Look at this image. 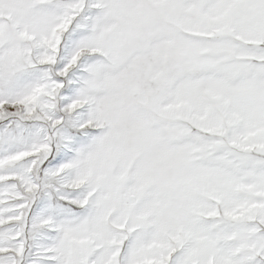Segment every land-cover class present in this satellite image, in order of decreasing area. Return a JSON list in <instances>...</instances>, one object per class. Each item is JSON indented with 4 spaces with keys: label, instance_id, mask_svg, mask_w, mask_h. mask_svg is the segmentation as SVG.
Returning a JSON list of instances; mask_svg holds the SVG:
<instances>
[{
    "label": "snow or ice",
    "instance_id": "snow-or-ice-1",
    "mask_svg": "<svg viewBox=\"0 0 264 264\" xmlns=\"http://www.w3.org/2000/svg\"><path fill=\"white\" fill-rule=\"evenodd\" d=\"M0 264H264V0H0Z\"/></svg>",
    "mask_w": 264,
    "mask_h": 264
}]
</instances>
